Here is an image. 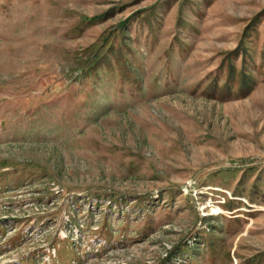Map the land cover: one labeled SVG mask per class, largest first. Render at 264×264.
<instances>
[{
  "label": "rangeland",
  "instance_id": "1",
  "mask_svg": "<svg viewBox=\"0 0 264 264\" xmlns=\"http://www.w3.org/2000/svg\"><path fill=\"white\" fill-rule=\"evenodd\" d=\"M0 264H264V0H0Z\"/></svg>",
  "mask_w": 264,
  "mask_h": 264
}]
</instances>
